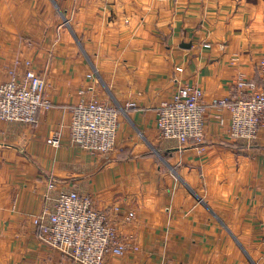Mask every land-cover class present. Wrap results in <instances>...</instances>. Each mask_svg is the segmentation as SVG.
<instances>
[{"label": "crops", "instance_id": "crops-1", "mask_svg": "<svg viewBox=\"0 0 264 264\" xmlns=\"http://www.w3.org/2000/svg\"><path fill=\"white\" fill-rule=\"evenodd\" d=\"M262 62L264 0H0V81L29 68L49 103L32 126L0 122V264H73L31 223L48 178L50 197L76 191L111 211L128 250L103 264H264V128L233 141L229 112L210 108L201 146L155 129L177 88L210 106L239 77L259 82ZM83 98L119 110L108 155L70 141Z\"/></svg>", "mask_w": 264, "mask_h": 264}, {"label": "built area", "instance_id": "built-area-1", "mask_svg": "<svg viewBox=\"0 0 264 264\" xmlns=\"http://www.w3.org/2000/svg\"><path fill=\"white\" fill-rule=\"evenodd\" d=\"M29 67L28 63H25ZM259 82L241 77L234 84L235 96L202 103V91L196 87L177 88L169 100L161 102L155 112V129L162 140L179 146L204 143L208 108L229 112L228 137L233 141L254 142L264 128V62L258 68ZM91 78V76H88ZM46 81L29 68L18 75L10 73L6 82L0 81V122L32 126L42 110L49 107ZM129 107V106H128ZM119 110L96 99H81L70 110L69 138L73 145L94 155H108L115 149ZM60 135L53 133L47 144L58 148ZM55 181L48 178L44 207L35 215L32 226L38 239L59 252L73 264H103L108 255L122 257L128 250L117 236L110 220L111 211H99L88 195L76 191L50 193ZM52 201L50 206L48 202ZM119 208H114V212ZM128 212L127 223L134 220Z\"/></svg>", "mask_w": 264, "mask_h": 264}, {"label": "rangeland", "instance_id": "rangeland-1", "mask_svg": "<svg viewBox=\"0 0 264 264\" xmlns=\"http://www.w3.org/2000/svg\"><path fill=\"white\" fill-rule=\"evenodd\" d=\"M19 75V74H18ZM209 109L207 110V115H206V120L207 122L205 123V131L208 129L207 127V123H208V118H209ZM92 202H93V206L98 209L99 211H105V208H102V207H98L97 204L95 203V201L92 199Z\"/></svg>", "mask_w": 264, "mask_h": 264}, {"label": "water", "instance_id": "water-1", "mask_svg": "<svg viewBox=\"0 0 264 264\" xmlns=\"http://www.w3.org/2000/svg\"><path fill=\"white\" fill-rule=\"evenodd\" d=\"M183 47V46H182Z\"/></svg>", "mask_w": 264, "mask_h": 264}]
</instances>
